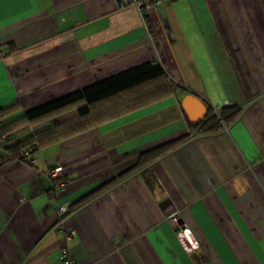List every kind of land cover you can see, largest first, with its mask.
I'll return each instance as SVG.
<instances>
[{
    "label": "crops",
    "instance_id": "1",
    "mask_svg": "<svg viewBox=\"0 0 264 264\" xmlns=\"http://www.w3.org/2000/svg\"><path fill=\"white\" fill-rule=\"evenodd\" d=\"M146 17L147 29L115 0H0V108L17 105L6 119L144 62L160 64L178 86L39 148L34 162L1 161L0 264H62L63 247L73 264H264V0H159ZM190 93L241 114L219 132L193 133L181 107ZM188 135L68 210L59 226V205ZM58 165L62 188L48 176Z\"/></svg>",
    "mask_w": 264,
    "mask_h": 264
},
{
    "label": "trees",
    "instance_id": "2",
    "mask_svg": "<svg viewBox=\"0 0 264 264\" xmlns=\"http://www.w3.org/2000/svg\"><path fill=\"white\" fill-rule=\"evenodd\" d=\"M12 50L15 49L12 47ZM177 89L178 86L168 77L160 64L144 62L29 108L12 119L6 118L16 112L17 105L2 107L0 108V147L5 153L4 159L17 158L25 161L26 159L18 156L19 152L29 149L33 154L43 146L159 102L172 96ZM190 94L197 96L194 93ZM204 104L207 107L204 118L195 125L187 121L189 129L196 134L207 135L219 132L223 127L232 125L241 114V108L235 105H225L214 109L205 102ZM71 113L73 115L69 118L61 119ZM45 122L49 123L47 128L35 133L30 132L29 126ZM22 130H27V135L12 142L13 136ZM189 136L180 137L139 154L130 167L70 204L68 210L78 207L133 172L144 168ZM144 180L152 192L160 194V185L153 174L146 171ZM55 185L54 182V188Z\"/></svg>",
    "mask_w": 264,
    "mask_h": 264
},
{
    "label": "built area",
    "instance_id": "3",
    "mask_svg": "<svg viewBox=\"0 0 264 264\" xmlns=\"http://www.w3.org/2000/svg\"><path fill=\"white\" fill-rule=\"evenodd\" d=\"M159 0H115L116 6L118 9H123L126 7H133L138 12L139 16L141 17L142 21H144L145 27L147 26L146 22V15L150 8L157 6ZM147 29V27H146ZM1 126V121H0ZM49 126L48 122L35 125V126H29V130L31 133H35L38 131H41ZM31 150H25L18 153V156L21 158L26 159L28 162H34V159L31 154ZM4 159L2 148L0 147V161ZM63 170V167L61 165L55 166L51 168L48 172V176L50 179H52L56 185L57 188H62L64 185V179L61 175V172ZM69 203H64L62 205H59L57 208V214H58V224L61 225V222L63 221V218L68 212ZM168 218L174 222L177 227L180 226L178 223L179 218L175 213H169ZM73 231H64V239L68 240L72 236ZM60 260L62 264H73L72 259L70 258L68 251L65 247L62 248L61 254H60Z\"/></svg>",
    "mask_w": 264,
    "mask_h": 264
},
{
    "label": "water",
    "instance_id": "4",
    "mask_svg": "<svg viewBox=\"0 0 264 264\" xmlns=\"http://www.w3.org/2000/svg\"><path fill=\"white\" fill-rule=\"evenodd\" d=\"M181 107L187 117V120L193 125L199 123L204 118L207 112V107L204 102L200 98L192 94H188L183 97V99L181 100ZM159 205L167 215L172 211V209L168 206L167 199L160 200ZM178 223L182 224L180 219Z\"/></svg>",
    "mask_w": 264,
    "mask_h": 264
},
{
    "label": "rangeland",
    "instance_id": "5",
    "mask_svg": "<svg viewBox=\"0 0 264 264\" xmlns=\"http://www.w3.org/2000/svg\"><path fill=\"white\" fill-rule=\"evenodd\" d=\"M67 116H71V114H68ZM65 117V116H64ZM63 117V118H64ZM61 118V119H63ZM60 120V119H59ZM27 134V130H22V131H19L17 132L15 135H14V139H19V138H22L23 136H25Z\"/></svg>",
    "mask_w": 264,
    "mask_h": 264
}]
</instances>
